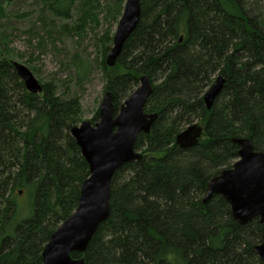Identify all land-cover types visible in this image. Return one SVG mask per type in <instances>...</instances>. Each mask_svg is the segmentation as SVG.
I'll return each instance as SVG.
<instances>
[{
  "label": "trees",
  "instance_id": "trees-1",
  "mask_svg": "<svg viewBox=\"0 0 264 264\" xmlns=\"http://www.w3.org/2000/svg\"><path fill=\"white\" fill-rule=\"evenodd\" d=\"M123 4L115 0L107 15L119 18ZM49 7L68 17L72 1ZM104 41L110 44L109 35ZM103 74L115 113L147 76L152 94L144 112L157 119L134 144L143 159L112 178L108 219L85 252L71 258L263 264L252 252L261 242L258 219L239 225L222 197L202 200L208 179L238 158L232 139H248L264 153V18L241 0H141L135 30L115 66L103 63ZM218 76L223 86L207 110L203 95ZM41 86V95L28 93L0 45V264H42L44 247L76 209L89 176L70 135L80 121L78 102L59 98L53 84ZM193 124L202 128L201 139L179 148L176 136ZM23 207L27 215L20 220Z\"/></svg>",
  "mask_w": 264,
  "mask_h": 264
},
{
  "label": "water",
  "instance_id": "water-1",
  "mask_svg": "<svg viewBox=\"0 0 264 264\" xmlns=\"http://www.w3.org/2000/svg\"><path fill=\"white\" fill-rule=\"evenodd\" d=\"M140 1L125 0L112 40V48L106 58V66L114 67L122 48L135 30L140 19ZM16 75L30 94L41 95L42 86L25 66L12 62ZM223 78L203 95V102L210 110L219 95ZM152 94V85L147 76L139 78V86L114 112L115 98L106 92L102 99L98 122L84 121L70 130L71 137L80 149L88 165L89 176L83 182L78 204L74 212L53 232L42 252V264H84V259H72V253L83 254L100 224L110 213V187L115 172L124 164L141 161L143 155L135 151L134 144L139 134H149L157 119L156 113H145L144 107ZM202 128L193 124L175 139L181 149L198 144ZM239 147L238 158L231 168L222 170L208 179L206 204L214 196L222 197L228 204L232 218L239 225L258 219L262 226L261 242L252 252L264 264V153L255 151L248 139H232Z\"/></svg>",
  "mask_w": 264,
  "mask_h": 264
},
{
  "label": "rangeland",
  "instance_id": "rangeland-1",
  "mask_svg": "<svg viewBox=\"0 0 264 264\" xmlns=\"http://www.w3.org/2000/svg\"><path fill=\"white\" fill-rule=\"evenodd\" d=\"M71 1L69 16L63 17L51 11L49 5L54 0H0L4 11L0 45L12 62L29 69L41 85L53 84L59 98L78 102L79 126L84 121L98 122L106 93L103 63L112 48L120 17L114 20L107 15L115 0ZM241 1L264 18V0ZM105 35L111 38L109 45ZM106 46L109 51L104 56ZM129 96L120 102L117 112ZM26 215L27 208L23 207L19 219Z\"/></svg>",
  "mask_w": 264,
  "mask_h": 264
}]
</instances>
